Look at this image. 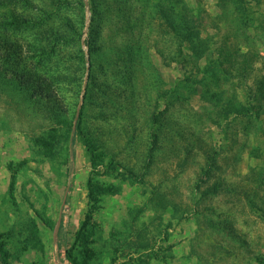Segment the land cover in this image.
<instances>
[{"label": "rangeland", "instance_id": "1", "mask_svg": "<svg viewBox=\"0 0 264 264\" xmlns=\"http://www.w3.org/2000/svg\"><path fill=\"white\" fill-rule=\"evenodd\" d=\"M159 1L150 0L147 11L151 13V8ZM247 1L251 6L252 19L243 29L235 32L229 14L231 6L225 17L220 13L217 0H184L186 9L194 11L201 22L202 39L210 43L209 59H213L212 53L225 40L227 53L235 48L240 51L239 55L248 56L250 66L245 79L239 76L238 69L242 68L240 59L234 62L235 66L231 69L232 79L223 86L228 95L234 93L241 101L248 95L253 99L257 84L264 77V0ZM32 2L45 11L46 7L51 10L50 24L58 25L69 18L76 23L78 31L82 30L79 43L87 62L79 98L83 107L90 65L86 44L92 14L90 2L84 0V9L80 0ZM162 3L166 7L173 5L171 0ZM8 8L17 14L25 11L16 0ZM5 10L0 8V22L6 18ZM37 13L46 15L44 12ZM149 17L146 13L143 28L150 37L149 59L163 80L172 82L186 71L197 73L196 69L202 62L199 64L190 58L178 63L175 40ZM0 32L25 49L34 43L30 29L13 30L0 25ZM55 51V57L52 56L47 64L46 60L40 62L39 58L30 54L31 64L49 76L66 73L67 66L73 68L75 60L58 63L63 57L72 58L75 55L76 44H63ZM141 67V72H149L143 63ZM141 72L135 74L137 95L140 96L132 106L133 110L127 104H124L123 110L109 105L111 116L107 121L91 118L85 122L84 128L93 133L110 156H114L115 162L122 167L119 169H132L137 179L132 184L102 175L94 178L99 187H106L104 184L122 185V191L113 193L111 185L107 187L112 193L100 196L97 208L90 213V223L95 226L96 232L93 243L88 246L89 256H83V260L75 250L77 262L264 264L263 133L255 125L251 126L249 133L244 132L239 118L226 120L220 110L201 101L198 96L173 105L166 100L161 101L158 111L163 112L161 122L156 129H151L146 119L153 110L148 107V102L154 105L155 94L151 92L148 95L147 81ZM69 90L64 96L74 102V93ZM79 120L80 115L68 144V165L61 167L65 157L52 162L40 142L46 138L51 141L53 135L55 152L59 157L64 156L67 147L62 129L33 115L13 100L8 88L0 87V235L8 236L14 228L24 225L29 217L36 218L32 204L35 209L46 207L49 217L56 222L54 232H46L50 235L46 264H70L67 251L74 243L75 233L81 228L87 209V185L92 168L78 140ZM153 133L157 135L156 146L152 144ZM257 150L256 158L253 152ZM210 154L216 162L211 170L207 162ZM203 170L210 172V178ZM215 181L221 183L217 193L210 190ZM13 183L15 187L11 190ZM68 194L70 200L65 208ZM230 226H233L238 238L230 236L227 228ZM35 261L34 252H30L22 256L21 262L13 264H35Z\"/></svg>", "mask_w": 264, "mask_h": 264}, {"label": "trees", "instance_id": "2", "mask_svg": "<svg viewBox=\"0 0 264 264\" xmlns=\"http://www.w3.org/2000/svg\"><path fill=\"white\" fill-rule=\"evenodd\" d=\"M149 1L89 0L92 14L86 44L89 48L90 65L80 113L78 140L84 147L92 175L87 185L89 200L81 228L75 233L74 243L67 251L70 264H79L74 257L75 250L83 260L84 257L89 256L88 246L93 243L96 232L95 226L90 223V213L97 208L102 194L112 193L107 186L113 185L111 186L114 189L113 193L118 194L122 191V185L104 184L106 187H99L93 181L94 178L102 175L132 184L137 179L132 169L120 170L122 167L115 162L114 156H110L95 139L93 133L84 126L86 120L91 118L107 121L111 116L108 112L109 105L123 110L122 107L127 104L126 106L130 105V110H133L132 106H135L140 96L137 95L138 82L135 74L141 72L142 63L149 68L148 73L141 72L145 75V82L147 81L148 95H151V92L155 94L154 105L152 106L151 101L148 102V107L153 110L146 119L151 129H156L161 122L163 112H158L161 101L166 100L168 104L173 105L198 96L201 101L220 110L226 120L239 118L244 132L249 133L251 126L255 125L264 135V77L258 82L253 99L248 95L241 101L238 95L234 93L228 95L227 90L223 89V86L232 79L231 69L235 66L234 62L240 59H242V68L238 69L239 76L245 79L250 66L248 56L239 55L240 51L235 48L234 51L227 53L225 49L227 40H225L212 53L213 59H209L207 54L210 43L202 39L201 22L194 11L186 9L184 0H171L172 7H166L162 3L165 0H160L151 8V13L150 10L147 11L150 7ZM13 2L14 0H0V8L7 9L4 13L6 18L0 22V25L8 26L13 30L30 29L34 35V43L25 49L22 44L0 32V87L8 88L13 100L26 107L33 115L62 129L63 140L67 147L64 156L59 157L55 152L53 135L51 141L46 138L40 143L45 148V155L50 158L49 160L55 162L56 158L65 157L60 166H66L68 144L86 74V54L79 43L83 33L82 30L78 31L76 23L69 18H65L58 25L50 24L51 10L46 7L45 11L42 7L33 4L32 0H16L25 11L21 14L14 13L8 8ZM80 5L85 8L84 0H80ZM217 6L225 17L229 13V6L232 7V12L229 14L232 16L231 23L235 32L243 29L253 16L247 0H217ZM38 11L46 15L37 13ZM146 13L151 21L158 22V27L175 40L178 63L186 62V59L190 58L195 62L198 61L199 64L202 62L196 69L197 73L186 71L181 78L172 82L166 83L163 80L159 70L149 59V36L143 29ZM71 43L76 44L75 55L72 58L63 57L58 63L64 64L70 59L75 60L72 64L73 68L66 67V73L49 76L31 64L30 54L39 58L40 62L46 60L47 64L52 56L56 55V48ZM120 89L123 90L122 93L118 92ZM67 90L74 93V102L64 96ZM145 112L147 113V110ZM151 136L152 144L156 146V133ZM258 153V150L253 152L254 157L257 158ZM207 162L210 170L216 165L212 154L207 157ZM202 172L210 178L209 171ZM14 187L13 183L11 190H14ZM220 188V181H215L210 190L217 193ZM31 207L35 211L36 218L29 217L24 225L14 228L8 236L0 235V257L4 264L21 262L22 256L30 252L35 254V264L47 263L50 235L46 232L53 233L56 222L49 217L46 207L35 209L33 204ZM227 228L233 239L238 238L233 226Z\"/></svg>", "mask_w": 264, "mask_h": 264}, {"label": "water", "instance_id": "3", "mask_svg": "<svg viewBox=\"0 0 264 264\" xmlns=\"http://www.w3.org/2000/svg\"><path fill=\"white\" fill-rule=\"evenodd\" d=\"M88 56H89V55H87V57H88ZM82 98H83V95H82ZM81 108H82V101H81V103L79 104V107H78V109H77L76 121H75V123H74V131H76L77 120H78V118H79ZM69 186H70V184H69ZM69 200H70V196H69V194H68V195H67V198H66V201H65V208H67V206H68V204H69ZM58 230H59V237H60V236H61V233H60V226L58 227ZM0 264H4V262H3V260H2L1 257H0ZM50 264H51V263H50Z\"/></svg>", "mask_w": 264, "mask_h": 264}]
</instances>
